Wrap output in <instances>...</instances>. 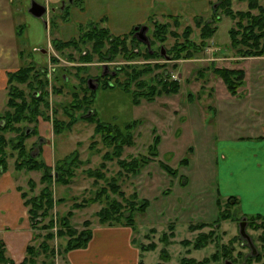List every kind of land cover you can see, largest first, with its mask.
I'll return each instance as SVG.
<instances>
[{"label": "rangeland", "instance_id": "rangeland-1", "mask_svg": "<svg viewBox=\"0 0 264 264\" xmlns=\"http://www.w3.org/2000/svg\"><path fill=\"white\" fill-rule=\"evenodd\" d=\"M31 1L0 0V125H4L5 113L13 110L7 104L11 92L18 91L16 101L26 100L28 121L16 126L29 135L26 149L51 168L53 181L57 162L78 156L81 164L71 184L52 181L53 197L60 202L40 226L53 219L51 232L55 235L57 221L70 213L73 229L84 230L85 221L95 228L100 210L113 202L126 205L111 191L115 184L126 197L136 194L138 206L144 207L143 211L133 212V240L141 251L139 264H187L189 260L197 264H224L225 260L264 264V230L258 228L264 222L263 216L243 213L237 195L218 192L219 186L224 187V167L220 163L225 153L221 149L243 138L264 139V55L256 54L264 50V0H231L233 17L222 11L223 6L218 7L220 0H188L183 13L172 8L171 2L177 1L166 0L170 13L162 15L158 14L165 6L162 1L147 0L150 15L145 22L156 19L169 23L164 43L121 45L110 40L99 42L98 38L87 43L71 42L72 48L61 52L53 45L55 41L78 39L88 27L71 26L60 31L59 22L66 23L59 12L60 0H36L49 6L42 19L28 12ZM89 1L105 12L104 5ZM256 1L261 8L254 6ZM139 2L133 0L131 4L132 17L139 13L134 9ZM54 7L55 12H50ZM256 20L261 23L253 29L255 37L242 43L243 37H248L243 28ZM197 22H209L215 33L202 40L201 26L194 25ZM91 23L110 33L103 20ZM186 26L192 28L188 38L183 34ZM230 29L237 32L236 39L241 43L230 35ZM152 30L146 35L152 36ZM97 50L100 52L94 54ZM28 69L25 81H8L10 73ZM125 85L130 94L124 92ZM165 85L175 91L166 93ZM35 93L40 96L32 99ZM35 109L36 114L32 112ZM87 117L113 127L110 136L116 137V130L130 134L132 143L122 148L119 157L107 159L117 143L105 144ZM55 120L69 125L76 122L69 130L56 134ZM42 123L48 124L46 135L39 132ZM127 125L130 130H126ZM5 134L7 139L16 135ZM250 144V151L264 150L263 141L253 140ZM244 148H233L231 152ZM74 153L75 157L68 158ZM14 160L8 158V169L0 175L10 188H3V197L14 206L16 187L27 213L29 207L21 193L31 198L46 185L39 183L41 172L15 170ZM229 160L231 168L238 166L236 156ZM121 161L129 167L138 164V171L129 173ZM71 163L66 165L72 167ZM30 180L35 182L34 188ZM227 188L231 189L226 186L224 190ZM75 204L84 206L75 208ZM124 212L127 214L120 210ZM48 232L34 230L33 234L42 237L31 238L30 245L38 248ZM66 240L55 236L48 241L54 257L40 255L37 259L59 258Z\"/></svg>", "mask_w": 264, "mask_h": 264}, {"label": "trees", "instance_id": "trees-1", "mask_svg": "<svg viewBox=\"0 0 264 264\" xmlns=\"http://www.w3.org/2000/svg\"><path fill=\"white\" fill-rule=\"evenodd\" d=\"M220 1L221 3L219 4L218 7L221 8V6H223V10L222 9L221 10L224 11L225 14L227 13L229 16L231 15L233 17L232 9L230 8L231 0H223V1L220 0ZM254 3H255L254 4L255 7L261 8V5H258L257 1ZM254 6H251V8H255ZM218 10L220 9H217L216 11ZM64 20H66V18ZM177 21L178 20H175L174 22H177ZM259 23L256 20L255 22L252 23L251 26L243 28L244 34L247 35L248 37L244 36L242 43H244V41L248 40L250 37H255V34L253 33V29ZM194 25H198L197 27L201 26L200 36L202 40L210 38L215 33V29L210 28L211 25L209 24V22L206 24L197 22ZM261 26H264V25L261 24ZM169 27H170L169 23H161V22L155 21L153 25V30H152L153 35H152L150 42L152 44L157 41L164 43L166 36H167V30L169 29ZM80 28H83V27H80ZM260 28H263V27H260ZM82 32H83L82 35L79 36L78 39H73L67 42H61V40H59V41H55L53 45L55 46L56 49L58 48L57 51L61 52V51L66 50L67 48L69 49L72 48L73 44L71 42L87 43V42L95 41L98 38L100 40L99 42H102L103 40H110L111 43L115 42L116 44H121V45H125L127 43H135V44L140 43L137 41V39L133 37V31H131L130 33L126 35H122V36H111L108 31H105L103 29L99 30L96 23L89 24L87 30L82 31ZM191 33H192L191 26H186L183 31L184 37L188 38L191 35ZM236 34L237 32H235L234 29L233 30L230 29V35H232L235 38V41L237 43H241L237 41ZM262 35H264V32L262 33ZM174 36L177 37L176 33L174 34ZM257 37H256V40H257ZM255 46L256 47L259 46L257 41L255 43ZM97 51H95L94 54L99 53L101 50L98 52ZM188 52L189 51H187V53ZM160 54H161V51H160ZM256 54L264 55V50L261 49L260 51L256 52ZM80 62H83V61H80ZM86 62H83V63H86ZM29 70L30 69H28L27 71L20 70L17 72L10 73L8 75V81L11 84L15 82L21 83L25 81L26 76L29 73ZM126 86L127 85L123 86L124 87L123 90L125 93L130 94L129 89L128 88L125 89ZM164 87L166 88L165 89L166 93H171L175 91L174 88L172 89L174 91H172L171 88L168 89L167 85H165ZM176 87L177 85L175 86V89ZM15 90L17 89H14V91ZM18 96H19L18 91L11 92V97L9 98L7 104H8V107L13 110L7 111L5 113L4 125L3 126L0 125V175L4 173V171L6 172V169H8V158L13 159V157H15V160H14L15 170L26 171V172H31V171L41 172L39 183L46 185V186L41 187V189L39 190V194L37 196L31 197V198H27L25 193L23 192L21 193V196L23 197V199H25L24 201L25 206L29 207V209L27 210V215H28V219L30 222V228L32 229V231L41 230V229L49 230V232L43 236L44 242H42L38 248H35L33 245H30V244L26 247V256L23 259V261L19 263V264H34L40 255H43L46 258L50 257V259L54 257L55 255L54 249L52 246H50V244H48V241L53 240L55 236L57 238H63V237L67 238L66 245L63 251L61 252V253H67L75 249L86 247L92 238V229L90 228L91 226L90 221H85L83 223L84 230L80 232H78L76 229H73L71 227L70 219H69L70 213L64 216L62 219H59L57 221V224L59 225V229H57L55 235L54 233L51 232V229L54 226L53 219H50L46 225L40 226V224L44 222V219L49 217L48 215L50 214L51 208L56 204V202H60L59 200H55L53 197V193L51 189L52 183L55 182L61 185L71 184L72 179L76 175L74 171L81 164H80V160L78 159V156H77V159L72 158V159L67 160V158H65L57 162V164H55L57 174H56L55 180L53 181V178L55 176H53L50 173L51 168H49L44 162L33 157L32 154H30L28 150L26 149L25 141L29 138V135L23 132V130L20 127L16 126V124L19 125L20 123L28 121L26 120L27 118L26 108L28 107V105L25 102L26 100L25 101L21 100L22 102H17L16 99L18 98ZM39 96H40L39 93H35L34 96L32 95V99H37ZM135 100L136 99H134V101ZM75 108L76 110H79L77 107ZM32 112L36 114V109L33 110ZM35 114H34L33 119L35 118ZM86 119L88 123L95 124L94 132L102 135L103 141L105 142V144L111 145L112 142L117 143L114 152L111 155H106L107 159H111L113 157H119L122 152V148L124 146H129L132 143V136L130 134H124L122 131L116 130L115 131L116 137L113 135L110 136L109 132L113 131V127L99 121L95 117H87ZM54 122H55L53 123L54 131L56 132V134H59V133H62L63 130H69L70 128H72V126L74 125L76 121H73L71 125H69L68 123L64 124L56 120ZM127 127L128 128L126 130H130L131 126L127 125ZM6 132H15L16 135L14 137H11L12 139L11 138L7 139L5 137ZM155 146H156V142H155ZM155 146L152 147L154 148V150H155ZM154 154L155 152L152 153V155ZM75 156L76 155L74 153L70 155L68 158L75 157ZM70 161H72L71 163L72 167H69L70 164L66 165L67 162H70ZM182 162H184V160H182ZM132 163H135V162L132 161ZM143 163H141V166L143 165ZM120 164L121 166H126L125 169L129 173H136L138 171L136 168L137 166L139 167L138 164L137 166L132 165L130 167L129 165L125 164L123 161H121ZM162 166L165 170L168 169L167 165L164 164ZM175 173H176V170H175ZM89 175L93 177V171H90ZM173 176H176V175L174 174ZM29 184L31 188H34V186H36L35 182L31 180L29 181ZM111 191L114 194H117L119 197H121L122 200L126 202V205L125 204L122 205L120 202H113L110 207L100 210L97 213L99 224L108 225V226L119 224V225H125L131 228H134L135 224L133 220V217H134L133 212L135 210H139V211L144 210V207H142L143 205L138 206V203L136 202L137 195L133 194L130 197H126V195L123 192H121L119 186L115 184L111 185ZM93 202H96V201L88 200L87 203H93ZM147 203L144 202L143 204L147 205ZM82 206L84 205H79V204L74 205L75 208H80ZM122 209L126 210L127 214H125L126 212L120 213V210ZM40 210H41V213H39ZM258 228H262L264 230V222H262L261 227H258ZM40 237H42V235H39V233L32 234V239H38ZM187 262H188L187 264H197L191 260ZM0 264H14L13 261H11L5 256L4 244L2 242H0Z\"/></svg>", "mask_w": 264, "mask_h": 264}, {"label": "crops", "instance_id": "crops-1", "mask_svg": "<svg viewBox=\"0 0 264 264\" xmlns=\"http://www.w3.org/2000/svg\"><path fill=\"white\" fill-rule=\"evenodd\" d=\"M164 8L158 11L159 15L162 13H170L166 8L167 1L161 0ZM173 1V0H172ZM171 2L172 8L175 12H184L183 6L189 4L188 0H174ZM193 1V0H192ZM97 3L104 5L105 12L95 5L91 6V1L83 0V9L72 7L66 23H60L57 28L63 30L64 27L78 26L86 24L94 20H103L104 24L109 29L110 33L115 36L125 35L130 33L133 27L147 24L149 19V8L147 0H140L138 7L134 9L138 14L131 15L130 9L133 0H96ZM199 2V1H198ZM196 2V4L198 3ZM193 4V3H191ZM45 5V4H44ZM143 5V8H142ZM147 7V8H146ZM192 7L199 10V5L193 4ZM172 14V13H171ZM158 15V16H159ZM66 18V17H65ZM62 25V26H61ZM148 25V24H147ZM104 26V25H103ZM151 27V26H148ZM149 30H147L148 32ZM47 123H42L39 132L47 133ZM256 140L263 141L261 137L258 138H243L238 142H229L221 149V166L224 167V175L218 192L223 195H237L240 199V207L243 213L250 215H261L264 218V150L253 152L249 150L250 143ZM229 144V145H228ZM241 151H232L233 148H243ZM220 156V157H221ZM236 156L238 158V166L230 167L231 161L229 159ZM233 164V163H232ZM238 183L237 186H232V183ZM4 190H9L7 182L3 184V175L0 177V242L4 244L5 256L13 261L14 264H19L26 256V247L30 244L33 231L30 228V222L25 208L21 205V198L19 192H14L18 195L13 198L14 206L10 204V200L3 197ZM221 188V190H220ZM20 202L21 206H18ZM92 229V238L86 247L75 249L62 254L57 259L46 261L38 260L34 264H139L141 251L139 246L134 242L133 229L125 225H98Z\"/></svg>", "mask_w": 264, "mask_h": 264}, {"label": "flooded vegetation", "instance_id": "flooded-vegetation-1", "mask_svg": "<svg viewBox=\"0 0 264 264\" xmlns=\"http://www.w3.org/2000/svg\"><path fill=\"white\" fill-rule=\"evenodd\" d=\"M34 1L39 3L36 0H32L31 2H34ZM39 4L42 5L43 7H45V9H46L45 15H46L47 12L49 11V8H48L49 6H45L44 4H41V3H39ZM30 5H31V3H30ZM72 7H77L78 9L82 10L83 9V0H60L59 1V7H58L59 8V12L61 13V15L63 17L65 16L66 19L68 18L67 16L69 15V12H70ZM50 12H52V13L55 12V7L54 8H50ZM40 19H42V18H40ZM155 21H157V20L155 19V20H152L151 22H147L148 25L147 24H141V25H138V26L139 27H141V26H147V27L151 26V27H148V29H147V30H150L151 28H153V25H154ZM89 24H91V22H88L86 24H80V25H78V27H83V26L84 27H88ZM135 27H137V26H135ZM135 27H133V29L131 30V31H133V37L135 39H137L138 42L142 43L141 41H139V39L137 37L138 30H135L134 29ZM120 36H122V35H120ZM146 36H147V38H148V40L150 42L151 41L150 37H152V36H150V37L148 35H146Z\"/></svg>", "mask_w": 264, "mask_h": 264}, {"label": "water", "instance_id": "water-1", "mask_svg": "<svg viewBox=\"0 0 264 264\" xmlns=\"http://www.w3.org/2000/svg\"><path fill=\"white\" fill-rule=\"evenodd\" d=\"M28 12L36 18H41L46 13V9L45 7H43L42 5L34 1V2H31ZM134 29L138 30L137 37L139 41H141L142 43H146L149 46V40L146 36V31L148 27L147 26H141V27L137 26ZM88 82H91V80H89ZM90 88L95 89L96 87L90 86ZM243 224L244 223L241 224L242 227L244 226ZM241 234H243L242 228H241ZM224 264H233V263L229 260H225Z\"/></svg>", "mask_w": 264, "mask_h": 264}]
</instances>
